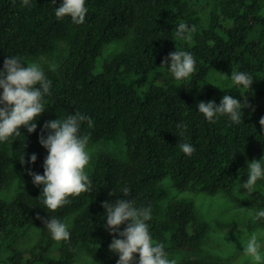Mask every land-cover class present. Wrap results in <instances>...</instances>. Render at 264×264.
I'll return each instance as SVG.
<instances>
[{
    "label": "trees",
    "instance_id": "1",
    "mask_svg": "<svg viewBox=\"0 0 264 264\" xmlns=\"http://www.w3.org/2000/svg\"><path fill=\"white\" fill-rule=\"evenodd\" d=\"M62 4L0 0V72L13 55L58 61L57 67L43 69L51 87L42 102L52 121L80 112L93 122L89 126L85 120L80 127L88 144L123 135L128 156L101 152L88 174L91 191L70 196V203L53 212L43 203V189L22 191L11 201L2 197L12 183L32 180L29 173L44 174L49 153L40 137L46 139L51 131L44 127L49 121L40 115L35 132L21 127L19 135L0 142V264H74L83 250L98 264H117L119 254L109 246L121 237L106 229L103 204L120 199L151 208L147 223L153 241L164 244L176 264H222L199 256L210 226L195 200H169L165 183L170 180L182 191L222 194L255 213L264 210V178L251 192L243 187L248 163L264 159V0H86L82 24L70 16L57 18L55 9ZM181 22L196 26L191 40L176 35ZM129 37L111 59L104 58L107 45ZM177 49L196 60L194 73L179 81L163 65ZM215 66L250 74L252 88L206 86ZM226 94L250 106L242 109L239 123L227 114L209 122L198 103L219 106ZM180 143L192 145L194 153H183ZM70 217V239L54 240L44 221ZM256 227L264 229V218L256 220ZM32 228L39 230L37 243L20 248Z\"/></svg>",
    "mask_w": 264,
    "mask_h": 264
},
{
    "label": "clouds",
    "instance_id": "2",
    "mask_svg": "<svg viewBox=\"0 0 264 264\" xmlns=\"http://www.w3.org/2000/svg\"><path fill=\"white\" fill-rule=\"evenodd\" d=\"M55 4V0H52ZM86 0H63V4L55 9L57 18L70 16L73 23L82 24L88 13L85 6ZM25 6L29 0H23ZM196 26L191 28L186 23H179L175 28L176 35L181 39L191 40ZM170 60V65H169ZM26 64L20 57L7 58L4 61V71L0 72V142L8 140L13 134L19 135L21 127L29 133L36 131L37 117L46 110L42 102L45 95L50 94L51 81L46 78L45 72L37 63ZM163 65H168L171 74L176 80L189 78L195 71L196 60L186 51L178 50L170 53ZM231 79L236 85H242L246 89L252 88L253 77L250 74L232 70ZM248 102L241 103L240 99L231 95H224L220 105L215 101L199 102L198 111L209 122L213 118L227 114L234 123H239L244 113L242 109L249 107ZM87 120L92 125L90 117L80 112L45 123V129H50L47 138L43 134L40 143L48 150V156L44 163V174L29 173L33 176V183L44 185L43 203L47 210L56 211L61 206L70 203V196H79L81 193L91 191V180L85 169L90 162V153L87 150L89 138L80 135L81 123ZM260 124L264 126V118ZM183 153L191 156L195 148L188 143H180ZM37 156H31V162L35 163ZM25 162L24 160L22 163ZM248 177L243 187L249 192L253 190L257 181L264 178V159L248 163ZM114 194V193H112ZM123 195L128 196L124 190ZM40 196V197H41ZM106 209V229H110L114 238L109 246L111 252L119 254L117 264H136V254L139 255L138 264H176L174 259L168 258L165 246L162 243H154L149 231L152 219L151 208H138L135 202L129 199H120L115 205L104 202ZM243 211V209H240ZM264 218V210L254 214L253 219ZM45 228L49 230L56 241H68L70 239L69 225L56 218L44 221ZM127 223V227L120 231V226ZM247 236V234H245ZM243 251L255 264H264V243L256 233L241 238Z\"/></svg>",
    "mask_w": 264,
    "mask_h": 264
},
{
    "label": "rangeland",
    "instance_id": "3",
    "mask_svg": "<svg viewBox=\"0 0 264 264\" xmlns=\"http://www.w3.org/2000/svg\"><path fill=\"white\" fill-rule=\"evenodd\" d=\"M131 41L126 38L122 42H114L106 46L104 52L105 59H111L120 51L125 43ZM65 43V42H62ZM22 62L27 64L37 63L42 69L45 67L55 68L59 65L51 57H39L28 59L21 55ZM11 56V57H13ZM10 57V58H11ZM25 65V66H26ZM234 70V69H233ZM232 70L223 66H215L206 78V86L221 89L234 84L231 79ZM47 121H52L53 115L50 111H44L42 114ZM90 153V162L85 171L87 174L93 172L98 156L101 152L113 155L120 159H127L128 148L124 136L121 135L114 142L101 141L87 145ZM169 188V200L179 197H189L195 200L200 215L209 223L210 231L205 241L200 257L220 261L222 264H255V262L245 255L241 238L247 239L252 233H256L258 238L264 243V229L256 227V220L253 219L255 212L252 208L243 203H236L225 195H209L204 192H191L179 190L168 180L165 183ZM44 185H36L33 179L25 182L16 181L9 188L2 192V197L11 201L22 191L42 190ZM240 209H243L241 211ZM73 218L70 217L66 223L70 226ZM247 234V236L245 235ZM39 239V230L32 228L31 231L21 239L19 247L22 249L30 248L37 243ZM264 252V248L261 249ZM74 264H98L94 258L85 250L76 256Z\"/></svg>",
    "mask_w": 264,
    "mask_h": 264
}]
</instances>
